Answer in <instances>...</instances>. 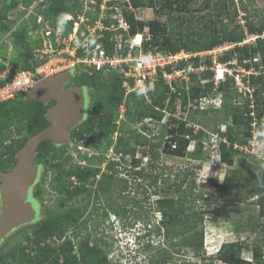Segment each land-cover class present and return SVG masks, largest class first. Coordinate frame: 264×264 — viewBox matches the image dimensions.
Segmentation results:
<instances>
[{
    "label": "rangeland",
    "instance_id": "1",
    "mask_svg": "<svg viewBox=\"0 0 264 264\" xmlns=\"http://www.w3.org/2000/svg\"><path fill=\"white\" fill-rule=\"evenodd\" d=\"M27 1L0 0V17H2L0 75L8 73L7 64L15 68L13 62L21 52L13 36L14 33L26 34L33 43L36 42H34L36 34H29V32L34 15L43 0H32L30 5L25 4ZM123 1L116 2L121 9L125 7ZM157 1L154 9L129 8L125 12L129 13V17L135 24H165L168 31L172 28L170 22L175 21V24L182 22L179 28L182 39H185L186 22L189 20L192 21V28L199 25L197 29L200 31L203 27L205 28V25L211 28V31L226 24H230L231 27H240L239 29L244 28L243 15L240 12L234 15V10H239V0H232L229 15L225 14L221 17L216 15L212 7L213 2L210 5H204L198 1L183 12L176 11V4H174L172 6L174 10L168 13L170 11L166 2ZM241 1L247 4L251 15L264 18V0ZM83 10L89 22L97 15V11L91 5ZM72 17L73 19L68 22H73L71 25L75 28L74 30H78L80 40L85 27L79 23V19ZM145 27V33H148V27ZM149 35L151 37V34ZM254 41V37L248 35L241 45H254ZM32 46L35 48V45ZM233 47L234 45L226 43L221 47V51L216 48L214 52L206 51L197 55L206 57L211 54L212 59H216L211 68L213 75L215 72L220 75L221 71L224 75V79L216 82H223L227 76L232 77V75L234 81L241 80L242 85L237 87L235 84V86L242 97L238 100L229 99V105L234 106L231 107L234 109L241 107L243 91L251 97L253 90L242 81V75L247 74L236 65L235 59L228 64L217 60ZM186 55H179L177 59L191 56ZM100 76L105 81L108 80L107 73ZM178 79L180 80L178 85L185 83L184 93L175 101L173 113L169 110L165 111L162 124L169 122V125L164 142L167 144L171 140L173 134L171 135L169 131L177 130V124H171V118L185 120L186 127H194L193 119L202 121L208 126L195 125V131L202 130L204 135L190 142L185 156L177 157L168 154L163 144L155 163V171L152 172L146 148L137 146L133 158L131 155L121 157L115 154L113 148L120 138L124 140L128 138L129 131L153 137L158 133L161 123L158 125L150 120L134 122L133 112L127 115L124 106L119 108L114 105L108 106L109 111L112 110V112L102 121L101 127L97 123H91L90 127L95 135L86 134L73 140V147L64 145L56 151L51 142V144L44 143L34 161L42 166V174L33 193L41 205L42 220L35 225L20 229L4 242L0 247V264H30L26 261L25 255L34 257L37 248L28 238H32L42 227H46V222L50 219L61 221L64 228L62 235L58 236V231L55 229L54 236L44 240L54 249L59 262L62 261V247H65L69 254L76 256L80 254V247H87L98 253L99 264H224L217 257L222 250H233L237 256L252 261L253 264H264V231L258 225L264 222V206L257 204V200L261 196L264 197V185L262 194L254 193V188L258 185L257 181L264 179V136L262 140H258L255 135L247 137L244 145L235 147L238 150L236 154H229L226 162L222 161L218 149L222 138L218 133L226 130L231 124L233 115V110L226 107L224 93L214 92L211 97L200 99L195 91L205 81L190 84L183 72L178 73ZM212 80L215 82L214 78ZM216 82L214 84H217ZM259 89L262 96L259 108L262 110L264 109V81L259 85ZM89 97L87 116L96 111L92 88L89 89ZM101 103L108 105L104 97ZM10 109L5 113L12 118L14 107ZM214 110L217 113H214ZM201 111L206 113L203 114ZM15 123L20 124L18 118L15 119ZM15 123L11 124L10 128H3L0 131V159L6 157V154H3L4 147L13 145L14 148H19L20 141L29 137L27 130L17 131ZM111 123L117 125L114 132H100V128L107 129ZM97 137H99L98 141ZM238 137L244 139L241 135ZM38 154H42V157H38ZM133 159L141 161L136 169L131 168ZM112 161L117 163L114 168L117 174L114 176L113 171L108 168ZM13 166L11 165L7 171ZM140 168L145 173L159 174L157 188H151L147 182L133 176L134 171ZM68 171L76 173L69 176L66 174ZM186 171L193 173L190 178L195 181L196 191H201L209 199L208 204L202 206V210L209 213L205 214L202 217V223L194 228L180 224L170 228L166 235V229H159L163 218L158 210L157 200L165 197L175 199L177 195L173 183L177 179L176 175L182 177L183 172ZM105 175L114 177L108 192L105 186L109 179ZM125 182L127 188L122 189ZM230 182L231 185H229ZM139 185H142L141 189H138ZM190 212L187 211V213ZM70 216L75 217L76 221L65 220V217L68 219ZM143 229L149 232V236L143 248L136 250L129 241L132 240V234L145 233L142 232ZM194 233L203 235L201 248L185 244L186 238H192ZM19 245L24 252L22 258L17 255ZM13 254H15L14 257ZM73 264L84 263L74 261Z\"/></svg>",
    "mask_w": 264,
    "mask_h": 264
},
{
    "label": "trees",
    "instance_id": "2",
    "mask_svg": "<svg viewBox=\"0 0 264 264\" xmlns=\"http://www.w3.org/2000/svg\"><path fill=\"white\" fill-rule=\"evenodd\" d=\"M98 3L100 0H97ZM167 4L168 10L171 13L172 6L176 4L175 10L179 12L186 11L198 1L202 2L204 5H210L213 2L212 7L216 11V15L221 17L222 15L228 16L230 13V7L233 4L232 0H164ZM231 1V3H230ZM32 0H28L25 4L30 5ZM229 2V3H228ZM157 0H128L125 7H131L132 9L138 8H156ZM96 13L99 12V6H96ZM240 12L243 15V29L240 27H231L230 24L222 25L218 28H214L211 31L209 27L205 25L203 30H198L197 27L192 28V21H187V32H185V39L179 34V28L183 24L178 22H170V30L164 25L159 23L152 24H135L129 17V13L125 12V17L130 25L129 36L134 37L137 34H142L144 41L142 42V49L146 54H154L155 52H170L179 53L183 51L184 53L191 54L192 56L188 59L179 60L165 67L167 73H173L174 71H183L188 78L190 84L197 83L198 81H205L202 86H199L196 96L201 98L211 97L215 93H224V99L226 101V107H230L233 111L231 118V124L227 126L223 133H218L222 138V141L218 144L219 155L222 161L226 162L229 154H236L238 150L236 146L244 145L246 138L255 135L258 140H262L264 136V109H260L262 96L260 95L259 85L264 81V18H257L258 16L251 15L247 4L239 0V10H234V15ZM72 14L74 17L84 14L83 3L80 0H43L40 4V8L34 15L33 24L31 30L38 28L39 25L36 24L37 15L42 16L46 21H48L52 26H57L64 20V16ZM256 17V18H255ZM97 18V15L93 17L92 22ZM255 18V19H254ZM2 17H0V21ZM73 22H67L66 25L69 29ZM145 26L148 27V33H145ZM29 29V28H28ZM27 29V30H28ZM28 32V31H27ZM151 34V37L150 35ZM112 32H106L104 37L99 41L102 42L108 52L112 51L113 43L109 41ZM256 37L254 45H241L243 40L247 36ZM14 38L16 43L21 49L18 58L13 62L14 67L17 71H30L38 65V61L34 57L32 51V41L29 37L21 35L19 33H14ZM161 38H160V37ZM159 38V39H158ZM232 44L234 47L225 52L222 56L218 57L217 60L220 63L228 64L230 61L235 59L236 65L242 68L246 72H251L248 75H244L242 81L247 87L251 88V97L247 92L243 91L244 98L241 101L240 108H231L234 106L229 105V99L238 100L242 97L239 93L237 87L235 86L234 76L226 77L223 82L214 84L213 71L211 67L213 66L212 57H199L197 54L212 51L216 48L223 46L224 44ZM200 68H203L200 70ZM232 68V67H231ZM100 75L103 73H94L91 76L87 74H78L74 76L76 82H83L93 89V99L95 106V113L89 114L84 122L79 125L71 133L72 140L81 138L83 135L95 133L90 127L91 123L99 124L101 127L102 121L111 115L108 106L114 105L116 107L124 106L127 115L133 112L134 122L136 120H150L155 124H160V129L156 135L153 137L142 135L136 133L135 131H129L128 138L126 140L120 138L119 142L113 148L115 154L125 157L131 155L132 158L135 154V148L137 146L147 149L149 155V165L152 172L155 171V163L159 158V150L164 144L166 146V151L168 154L184 157L190 142L204 135L202 130L194 129L195 125H205L202 121H196L193 119L194 127H186V122L183 119L171 118V124H177L176 131H169L172 135L171 140L166 144L164 138L167 134L168 123H163V118L165 116V111L170 112L175 111V101L184 93V82L178 85L180 80L176 79L172 82L170 86L167 81L162 77V72L159 71L157 81L154 84L152 91H149L147 97L139 94L138 90H134L125 94V90L122 87L124 78L123 75L117 74L115 72L107 73L108 80L105 81ZM130 86H133L132 81H128ZM3 82L0 81V85ZM173 87V89L171 88ZM107 100L108 105L101 103V99ZM125 98V99H124ZM124 99V100H123ZM185 103V102H184ZM51 105H43L36 101H24L22 96H19L11 101H6L0 104V131L3 128H10L11 124L15 123V119H19V123L16 124V130L22 131L27 130L29 137L35 135L42 129L48 126L47 119L45 117V112ZM14 107L12 118L8 116L5 112L11 110ZM116 109V108H115ZM201 113H206V111H201ZM214 113L217 111L214 110ZM7 115V116H6ZM171 115V114H170ZM139 118V119H136ZM5 119H7L5 121ZM19 124V126H18ZM147 124V123H146ZM117 125L111 123L107 129L100 128V132H114ZM208 127V126H207ZM206 127V128H207ZM144 130L146 127H142ZM241 135L244 139H239ZM28 137V138H29ZM28 138L20 141L19 148H14L13 145L4 147L3 154H6L4 159H0V171L5 172L11 165L16 163L14 158L16 152L23 146ZM99 140V137L96 138ZM95 140V141H96ZM44 143H50V141H44L37 148V153ZM51 144V143H50ZM61 148L54 150L59 151ZM38 157H42V154H38ZM140 159H133L132 169H136L140 166ZM117 163L112 161L108 168L113 171V176L117 174L114 170ZM76 173L75 171H68L66 174L69 176ZM193 175L191 171L183 172L182 177L179 175L174 181V189L177 197L175 199L165 197L157 200L158 210L162 213V220L159 229H166V235H168L170 228L178 226L180 224L185 227L194 228L197 224L202 223V217L208 214L209 211H203V204H208L209 199L204 196L201 191H196L195 181L190 177ZM109 179L106 184V191H109V185L113 180V176L105 175ZM133 176L135 178L141 179L143 182H147L149 187L157 188V182L159 179V174L153 175V173H145L143 169L134 171ZM190 178V179H188ZM258 182L256 188H254L255 194H262V187L264 185V179ZM232 183L230 182L229 185ZM185 185V187H183ZM141 186V187H140ZM78 188V187H77ZM126 182L123 184L122 189H126ZM142 185L138 186L141 189ZM107 191V192H108ZM123 191V190H122ZM145 192V190H144ZM156 193V190H155ZM70 194V192H69ZM257 204L261 207L264 206V197L261 196L257 200ZM187 211H191L187 213ZM68 222L76 221L75 217L70 216ZM47 226L42 227L38 233H35L32 238L28 240L34 244L37 248V253L34 257H29L25 255V259L30 264H73L74 261L83 262L84 264H99L98 253L87 247L79 248V257L76 255L69 254L65 247H62V261L59 262V258L55 256L54 249L47 243L44 242L45 239L54 236L55 229L58 231V236L62 235L64 228L61 221L50 219L46 222ZM259 227L264 231V222L258 224ZM158 230V229H157ZM165 233V232H164ZM190 247L201 248L203 246V235L202 233H194L192 238L188 237L185 240V244ZM19 252L18 256L22 258L24 252L21 245L18 246ZM15 254H13V257ZM217 257L224 264H253L252 261L242 259L237 256L233 250H222L219 251Z\"/></svg>",
    "mask_w": 264,
    "mask_h": 264
},
{
    "label": "built area",
    "instance_id": "3",
    "mask_svg": "<svg viewBox=\"0 0 264 264\" xmlns=\"http://www.w3.org/2000/svg\"><path fill=\"white\" fill-rule=\"evenodd\" d=\"M80 1L83 3V9L91 5L96 10V6H99L97 18L93 22H89L84 14L76 17L79 19V23L85 27L83 30L85 32L80 40L78 30H74L73 25L68 29L66 25V21L73 19V15L64 16V20L57 26H52L42 16L37 15L35 22L39 27L30 30L29 34H36V38H34V42H36H32L35 48L33 47L32 51L38 65L30 71H17L11 64H7L8 73L0 75V81L3 82L0 85V104L14 100L19 96L23 97L38 79L64 72H71L74 76L115 72L123 75L122 87L125 94L138 90L139 94H144L145 97L149 91L153 90L159 71L162 72L163 79L170 86L173 81L178 79V73L183 71L167 73L165 67L178 60L188 59L192 56L191 54L186 53L191 56L183 59H177L179 55H186L183 51L146 54L142 49L143 35H136H140L139 43L135 41L136 36H129L130 25L126 20L125 11L129 8L132 9L130 6L121 9L116 3L117 0H100L99 3L97 0ZM124 3H128V0H124ZM108 31L112 32L109 41L113 43V49L110 52L99 41ZM221 47L218 48L220 51ZM212 51L214 52V50ZM207 56H211V54ZM214 60H212L213 63H215ZM202 69L200 68V70ZM220 74L215 72L213 75L215 82L224 79L222 71ZM246 74L248 75L250 72H246ZM128 81H132L133 86H130ZM216 83L218 84V82ZM235 84L239 87L242 85L241 80L236 79ZM171 88L173 89V87Z\"/></svg>",
    "mask_w": 264,
    "mask_h": 264
},
{
    "label": "water",
    "instance_id": "4",
    "mask_svg": "<svg viewBox=\"0 0 264 264\" xmlns=\"http://www.w3.org/2000/svg\"><path fill=\"white\" fill-rule=\"evenodd\" d=\"M73 78V73L64 72L38 79L22 97L24 101L54 105L45 112L48 126L27 139L16 152V163L9 171H0V247L17 231L42 219L41 205L33 196L42 174L41 165L34 163L37 148L44 141H50L55 148L73 147L71 133L88 114L89 91L67 86Z\"/></svg>",
    "mask_w": 264,
    "mask_h": 264
},
{
    "label": "clouds",
    "instance_id": "5",
    "mask_svg": "<svg viewBox=\"0 0 264 264\" xmlns=\"http://www.w3.org/2000/svg\"><path fill=\"white\" fill-rule=\"evenodd\" d=\"M214 78V76H213ZM145 233H134L132 234V240L129 243L133 246L134 249L140 250L145 245V241L148 239L149 232L143 231Z\"/></svg>",
    "mask_w": 264,
    "mask_h": 264
},
{
    "label": "flooded vegetation",
    "instance_id": "6",
    "mask_svg": "<svg viewBox=\"0 0 264 264\" xmlns=\"http://www.w3.org/2000/svg\"><path fill=\"white\" fill-rule=\"evenodd\" d=\"M67 86H70V87L81 86V87L87 88L88 91H89V89H90V87H89L88 85L84 84L82 81H81V82H76L74 79H73V80H72ZM89 103H90V97H89L88 100H87V109H88V105H89ZM50 105H51V106L54 105V102H51ZM39 165H40V164H39ZM41 167H42V166H41ZM33 196L35 197L34 194H33ZM35 198H36V197H35ZM41 220H42V219H41ZM115 221H116V220H115ZM71 222H75V220H74V221H71ZM78 257H79V255H78Z\"/></svg>",
    "mask_w": 264,
    "mask_h": 264
},
{
    "label": "bare ground",
    "instance_id": "7",
    "mask_svg": "<svg viewBox=\"0 0 264 264\" xmlns=\"http://www.w3.org/2000/svg\"><path fill=\"white\" fill-rule=\"evenodd\" d=\"M140 39H141V38H140V35L136 36V37H135V41H136V43H139V42H140ZM219 74H220V73H219ZM220 75H221V74H220Z\"/></svg>",
    "mask_w": 264,
    "mask_h": 264
}]
</instances>
